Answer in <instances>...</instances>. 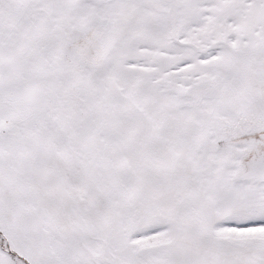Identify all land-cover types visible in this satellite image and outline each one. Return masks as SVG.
I'll return each instance as SVG.
<instances>
[{"label": "snow or ice", "instance_id": "snow-or-ice-1", "mask_svg": "<svg viewBox=\"0 0 264 264\" xmlns=\"http://www.w3.org/2000/svg\"><path fill=\"white\" fill-rule=\"evenodd\" d=\"M0 264H264V0H0Z\"/></svg>", "mask_w": 264, "mask_h": 264}]
</instances>
